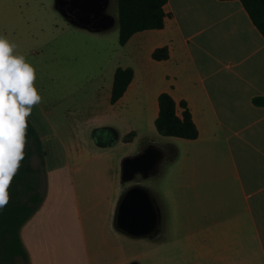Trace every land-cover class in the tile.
I'll return each instance as SVG.
<instances>
[{
	"label": "crops",
	"instance_id": "crops-1",
	"mask_svg": "<svg viewBox=\"0 0 264 264\" xmlns=\"http://www.w3.org/2000/svg\"><path fill=\"white\" fill-rule=\"evenodd\" d=\"M164 10L163 27L137 31L123 44L134 47V60L123 65L133 68V76L115 102L145 105L153 123L158 95L167 91L177 114L182 112L179 102L186 101L198 134L147 138L118 155L111 167L113 180L118 173L121 177L124 157L149 144L163 153L147 177L119 183L114 189L117 203L133 183L145 186L155 198L158 233L136 238L150 244V264H264V104L252 100L264 97V36L240 0H167ZM163 45L169 56L154 59L153 50ZM105 119L96 115L85 120V126L94 128L93 137L103 127L115 135L102 149L115 148L120 138L132 142ZM39 137L49 144L44 147V196L19 230L27 264L119 263L94 258L98 252L94 254L89 240L75 177L82 161L79 149L57 135L50 139L48 132ZM159 175L165 176L166 204L159 196ZM108 227L129 236L115 228L114 217ZM91 233L96 235V230ZM119 264L146 262L138 255Z\"/></svg>",
	"mask_w": 264,
	"mask_h": 264
},
{
	"label": "rangeland",
	"instance_id": "rangeland-1",
	"mask_svg": "<svg viewBox=\"0 0 264 264\" xmlns=\"http://www.w3.org/2000/svg\"><path fill=\"white\" fill-rule=\"evenodd\" d=\"M54 2L0 0V36L15 44L14 54L24 56L35 69L34 87L42 98L32 108L28 119L39 136L40 132L50 133V139L57 135L68 146L75 144L81 153L82 161L78 163L75 177L89 240L94 254L98 252L94 258L100 261L97 256L100 255L108 262L117 260L120 263L140 255L146 264H150V244L145 239L114 234L108 227L118 199L114 189H119L120 183V173L113 180L111 167L117 163L118 155L138 148L145 139L155 137L163 141L169 136L157 131L145 105L136 107L134 100L133 103L110 101L115 69L135 58L134 47L119 42L117 0H110L109 6L110 13L116 18L115 24L101 31L76 27L55 8ZM140 95L143 97L144 93ZM96 115L106 116V123L114 125L118 133L127 135L135 131L134 137L133 134L128 136L132 142L125 143L120 138L115 148L102 149L113 142L115 135L103 127L101 133L92 136L94 128L85 126V120ZM41 145L43 164L35 152L30 155L29 162L40 168L38 187L43 192L47 166L44 147L49 144L41 140ZM27 149L26 142L24 151ZM112 154L115 156L113 161L110 159ZM167 165L165 161L163 168ZM157 178L159 196L166 204L165 176ZM91 229L96 230V235ZM11 262L7 264H22L21 259ZM0 264L4 263L0 260Z\"/></svg>",
	"mask_w": 264,
	"mask_h": 264
},
{
	"label": "trees",
	"instance_id": "trees-1",
	"mask_svg": "<svg viewBox=\"0 0 264 264\" xmlns=\"http://www.w3.org/2000/svg\"><path fill=\"white\" fill-rule=\"evenodd\" d=\"M250 19L264 36V0H240ZM167 0H117L119 42L125 44L130 36L141 30L161 28L164 25L166 12L164 4ZM169 56L167 45L156 47L152 52L154 59H166ZM133 76L130 66H118L114 71L111 88V102H115L125 91ZM256 104H264L263 96L252 98ZM159 111L154 120L157 131L162 135L195 138L198 134L197 127L192 119L190 110L185 100H181V114L176 112V102L169 92L163 91L158 95ZM26 142L28 149L25 158L20 162L21 167L13 177L8 188L9 202L0 210V260L7 264L15 263L21 259L22 264H27V252L21 241L19 230L21 225L33 214L43 200V192L39 190L38 172L40 168L34 167L29 162L32 153H37L43 164L44 151L41 139L27 118ZM133 131L127 133L128 136Z\"/></svg>",
	"mask_w": 264,
	"mask_h": 264
},
{
	"label": "clouds",
	"instance_id": "clouds-1",
	"mask_svg": "<svg viewBox=\"0 0 264 264\" xmlns=\"http://www.w3.org/2000/svg\"><path fill=\"white\" fill-rule=\"evenodd\" d=\"M15 44L0 36V210L9 202L8 188L25 158L27 118L41 102L34 87L35 69Z\"/></svg>",
	"mask_w": 264,
	"mask_h": 264
},
{
	"label": "water",
	"instance_id": "water-1",
	"mask_svg": "<svg viewBox=\"0 0 264 264\" xmlns=\"http://www.w3.org/2000/svg\"><path fill=\"white\" fill-rule=\"evenodd\" d=\"M77 2L79 4L73 3L72 7H79V13L90 11L89 0H77ZM69 19L74 24L92 31L106 30L116 22L115 16L109 12H106L103 18L94 16L92 20L84 19L82 14ZM162 157L163 153L154 144H149L136 155L124 157L121 162L120 184L134 179L136 174L147 177L149 171L159 163ZM159 221V207L149 190L140 183L128 186L117 203L114 214L115 228L132 237H151L158 233Z\"/></svg>",
	"mask_w": 264,
	"mask_h": 264
},
{
	"label": "flooded vegetation",
	"instance_id": "flooded-vegetation-1",
	"mask_svg": "<svg viewBox=\"0 0 264 264\" xmlns=\"http://www.w3.org/2000/svg\"><path fill=\"white\" fill-rule=\"evenodd\" d=\"M90 1V11L86 13H79L78 8H73L72 4H79L77 0H57V3L59 4L60 9H63L64 12L69 17H77L79 14H82L84 19L90 18L92 20V17L96 16V18H103L104 14L106 12H109V6H110V0H89ZM141 175L136 174L134 179L139 178ZM133 180V179H132Z\"/></svg>",
	"mask_w": 264,
	"mask_h": 264
}]
</instances>
